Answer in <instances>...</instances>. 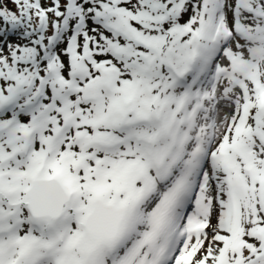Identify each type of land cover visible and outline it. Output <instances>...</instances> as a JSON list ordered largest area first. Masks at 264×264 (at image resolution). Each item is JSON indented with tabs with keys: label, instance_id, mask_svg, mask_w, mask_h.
Instances as JSON below:
<instances>
[{
	"label": "snow or ice",
	"instance_id": "1",
	"mask_svg": "<svg viewBox=\"0 0 264 264\" xmlns=\"http://www.w3.org/2000/svg\"><path fill=\"white\" fill-rule=\"evenodd\" d=\"M0 264H264V0H0Z\"/></svg>",
	"mask_w": 264,
	"mask_h": 264
}]
</instances>
